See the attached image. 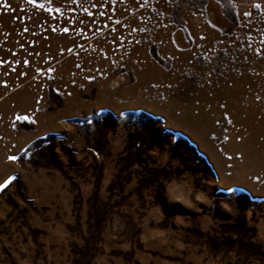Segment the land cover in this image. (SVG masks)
<instances>
[{"label": "rangeland", "instance_id": "obj_1", "mask_svg": "<svg viewBox=\"0 0 264 264\" xmlns=\"http://www.w3.org/2000/svg\"><path fill=\"white\" fill-rule=\"evenodd\" d=\"M10 176L0 264H264V0H0Z\"/></svg>", "mask_w": 264, "mask_h": 264}, {"label": "clouds", "instance_id": "obj_2", "mask_svg": "<svg viewBox=\"0 0 264 264\" xmlns=\"http://www.w3.org/2000/svg\"><path fill=\"white\" fill-rule=\"evenodd\" d=\"M196 177L189 172H181L162 180L166 199L172 204H179L187 209H195L201 203L211 205L207 194L196 187ZM226 211L231 208L224 205ZM161 215L163 212L161 209Z\"/></svg>", "mask_w": 264, "mask_h": 264}, {"label": "snow or ice", "instance_id": "obj_3", "mask_svg": "<svg viewBox=\"0 0 264 264\" xmlns=\"http://www.w3.org/2000/svg\"><path fill=\"white\" fill-rule=\"evenodd\" d=\"M29 2H31V0H29ZM8 159H9V160H15L16 157H15V156H9ZM11 179H12V177L10 176V177L8 178V180H5L3 183H0V189H3V188L8 184L9 180H11ZM228 191L230 192L231 189H229Z\"/></svg>", "mask_w": 264, "mask_h": 264}]
</instances>
